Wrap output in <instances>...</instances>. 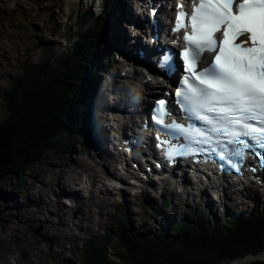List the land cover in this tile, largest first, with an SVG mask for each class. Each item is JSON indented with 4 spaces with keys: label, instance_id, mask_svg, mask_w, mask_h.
I'll return each instance as SVG.
<instances>
[{
    "label": "rangeland",
    "instance_id": "obj_1",
    "mask_svg": "<svg viewBox=\"0 0 264 264\" xmlns=\"http://www.w3.org/2000/svg\"><path fill=\"white\" fill-rule=\"evenodd\" d=\"M135 1L132 0V7H134ZM101 8V0L91 2L89 0H0V98L8 96V88L18 78L24 66L33 64L43 66L54 55L67 54V48L71 45L70 40L81 36L84 31L81 14L89 9L93 16L90 21L92 25L96 13H99ZM12 9H14L13 12H11ZM115 17L116 12L114 19ZM115 26L118 25L110 26V33H114ZM54 31L56 32L55 36L52 34ZM108 58L105 59L106 62ZM119 62L121 59L117 55H113L104 65L115 67ZM86 106L88 107L87 111L92 108L89 104ZM8 115L7 106L0 103V123ZM94 122L93 119L92 124ZM63 140L70 142L67 136ZM88 140L89 137L86 135L80 141L87 142ZM63 156V164L57 163V165V160L53 159L56 161L54 164L45 163L27 169L24 172L21 191H12L15 183L13 181L0 188V255L6 264H14V258H17L19 264H78L81 241L90 236L98 237L105 233L110 225L111 215L118 208H122L128 214L132 228L136 229L141 226L143 234H146L147 230L152 232L158 227L165 228L169 218L183 214L195 205L199 207L192 209L191 212L204 214L206 211L213 219L220 221L226 218L225 213L227 215L238 211H264V195L260 189L256 195L249 198L245 193L235 195L234 202L227 203L224 209L211 205V212L209 208L202 205L204 202L202 198L201 200L191 198L186 193L178 195L179 189L172 186L161 188L152 184L134 188L112 174V166L109 165L111 160L109 159H103L100 163L103 174L108 175L110 180L95 181L92 173L85 170L83 165L92 164L96 155L90 153L86 147L80 146L79 142L77 150L65 151ZM128 168L131 170V165ZM59 170L68 178H71L72 175L81 177L85 188L78 192L82 203L79 209L75 208V203L72 200H60V203L66 208L64 215L56 214L57 211L53 207L55 202L52 195L53 189L58 192V185L61 186L63 180V175L56 174ZM74 170H76L75 173H73ZM36 175H39L41 181L47 185L41 191H38L39 184L35 181ZM93 181L94 183L91 185ZM86 188L91 192H88ZM206 188L208 195L213 199L214 193L209 187ZM5 193L14 194L7 211L4 206L9 203L4 200L10 198L4 196ZM101 195L106 196L109 200L101 202ZM240 199L246 200L247 205L239 204ZM162 200H174L175 203L172 205L177 206V210L175 208L174 211H164L156 207L155 216L141 217V204L147 206L154 201L160 206ZM32 202L35 205H32ZM87 204H89V209ZM12 206L18 207V209L14 211ZM34 213L40 217L38 223L29 221ZM160 213L166 215L167 218L164 215H159ZM81 215L89 216L90 232L86 230L87 223L79 221ZM20 221L22 224L19 223ZM47 222H50V225ZM42 233L54 236V238L45 241L40 237ZM114 250L120 251L118 248ZM55 253L57 256L54 255ZM107 254L110 255V260H116L111 246L107 247ZM252 259L251 256H246L243 262ZM262 259L264 256L257 257V260Z\"/></svg>",
    "mask_w": 264,
    "mask_h": 264
},
{
    "label": "trees",
    "instance_id": "obj_2",
    "mask_svg": "<svg viewBox=\"0 0 264 264\" xmlns=\"http://www.w3.org/2000/svg\"><path fill=\"white\" fill-rule=\"evenodd\" d=\"M101 1L102 11L92 25L91 11L81 14L84 31L71 37L67 54L54 55L43 66H24L8 96L0 98L9 112L0 123V188L13 181L12 191H21L27 169L54 164L53 159L63 163L64 152L75 151L88 131L84 104L92 96L96 64L106 56L101 48L107 16L117 3ZM141 231L122 217L101 239L81 244L78 264H264L263 259L243 262L246 256H264V211H238L222 221L206 211L188 213L165 228ZM108 246L116 260L109 259Z\"/></svg>",
    "mask_w": 264,
    "mask_h": 264
},
{
    "label": "snow or ice",
    "instance_id": "obj_3",
    "mask_svg": "<svg viewBox=\"0 0 264 264\" xmlns=\"http://www.w3.org/2000/svg\"><path fill=\"white\" fill-rule=\"evenodd\" d=\"M179 7L173 31L185 30L179 56L186 75L184 90L176 96L205 127L169 125L189 147L173 148L168 155L190 154L197 151L192 145H207L239 171L230 156L242 158L249 141L264 148V0H193L190 14L182 10L183 3ZM164 108L161 100L160 117H153L158 124L164 122Z\"/></svg>",
    "mask_w": 264,
    "mask_h": 264
},
{
    "label": "bare ground",
    "instance_id": "obj_4",
    "mask_svg": "<svg viewBox=\"0 0 264 264\" xmlns=\"http://www.w3.org/2000/svg\"><path fill=\"white\" fill-rule=\"evenodd\" d=\"M94 1V0H89V2ZM140 1H137V4H139ZM140 4H145L143 2H141ZM116 12V17L114 19V13ZM115 12H112L109 16V20H108V26L106 28V30L104 31L105 34V38H104V43L102 46V55H109L112 52H126V51H130V49L132 48V46L129 44L132 41H130V37L128 32L126 31V29L124 28L123 24H126L125 19L129 18L132 16V8L130 6V2L127 1L123 3V7L117 9ZM118 25L115 26L116 28L113 30L114 33H110V26L111 25ZM120 26V27H119ZM132 40L135 41L134 44V48L138 47L140 45L139 42V38L136 36L135 38L132 37ZM134 56V55H133ZM135 59V60H134ZM132 62L137 63V64H141L142 62L138 60V58H136L135 56L132 58ZM120 65L122 66V64L120 63ZM145 78V77H142ZM154 92H156L154 90ZM96 109H104L103 105H95ZM113 115L115 116L116 122H118V117L119 115L116 113H113ZM102 123V120H98L96 122V125L99 126V124ZM121 127H124V125H120ZM105 143V137L102 134V129L101 127H99V131L93 136L92 141L88 143V146L90 147V149L92 151H96L99 149H102ZM106 152H104L103 154H105ZM99 158H105V156L103 155L102 157ZM90 159L92 160V157H90ZM93 163L90 165H83V167H85V169L89 170L90 172H92L93 177H95V179H102V178H107L102 177V170L99 168L101 166V163H99L100 159L95 158L94 160H92ZM116 163H118V160L116 161ZM115 164V161H114ZM114 166V165H112ZM61 168V167H60ZM76 168H78V166H76ZM62 169V168H61ZM113 170H115V167H113ZM58 176H62L64 173L62 171H57L56 173ZM188 180V177H187ZM35 181L39 184L38 187V191H41V189H44L47 187V185L41 181V178L39 175H36ZM210 190L213 193H218V191H215V187L216 186H212L211 183H208ZM62 186H65V188H63ZM74 188L76 189V191H80L83 189V180L80 177H76V176H72L71 178H63L62 182H61V186L58 185V192H55V190L53 189L52 195L55 197V202H54V208L56 209L57 213H60L61 215H64L66 213V208L62 206V204L60 203V198L61 195H69V198H71L72 200H74L75 202V208L79 209L82 205V203L79 201L78 199V194L77 193H66L65 189L66 188ZM200 191V190H199ZM258 192L257 188H254L250 191H248L246 194V197H250V196H254L256 195V193ZM5 196V195H4ZM7 197H9V200H4L5 202H8V205L4 206L5 211H7L10 208V202L11 199L14 197V194H7ZM191 196H193V194H191ZM203 197L205 199L206 204L208 205L209 208H211L212 210V206H218L217 204L214 203V201L212 199H210V197H208V195H204ZM109 200L107 197L102 196L100 198L101 202L107 201ZM220 202L222 203L221 206H224V204L226 205L229 201L232 200V196L230 195V192L226 191L223 192V196L220 197ZM245 203V204H244ZM247 201L244 199L240 200V204H244L245 206ZM32 205H35L34 202L31 203ZM212 205V206H211ZM14 211H16L18 209V207L12 206L11 207ZM16 214V213H14ZM166 218V216H164ZM40 217L37 215V213L32 214L31 219L29 220L30 222H37L39 221ZM89 216L88 215H81L79 221H85L86 223L89 222ZM20 224H22V222H19ZM48 225H50V222H47ZM54 228V227H51ZM87 230L90 231V227L87 226ZM41 239L45 240V241H50V239L54 238V236H50L49 234H45L42 233L40 234ZM11 251H13L11 249ZM14 252V251H13ZM52 252V251H51ZM55 256H57V254H54ZM0 261L3 262V264H6L5 260H1L0 257ZM14 264H19L17 261V258H14Z\"/></svg>",
    "mask_w": 264,
    "mask_h": 264
},
{
    "label": "clouds",
    "instance_id": "obj_5",
    "mask_svg": "<svg viewBox=\"0 0 264 264\" xmlns=\"http://www.w3.org/2000/svg\"><path fill=\"white\" fill-rule=\"evenodd\" d=\"M14 10V9H13ZM13 10L11 11V12H13ZM105 57H104V60L103 61H101L99 64L97 63L96 65H97V67H96V70H95V72H94V74H93V77H92V79H91V88H92V96H91V99L89 100V103H85L84 104V108L86 109V108H88L87 106H86V104H89V105H91L92 106V108L91 109H89V111H85L86 113H85V125H86V129H88V131H86L84 134H83V136H86V135H88V137H89V140L87 141V142H81L80 140L78 141L79 142V144H80V146H82V147H86L88 150H89V152L90 153H95V155H99L101 152L102 153H104L103 151H102V149H99V150H96V151H92L91 149H90V147L88 146V143L89 142H91L92 141V138H93V136L99 131V127H101V129H102V134H103V136L105 137V142H107V139H108V133H107V129L109 128L111 131H114L115 130V128H119L120 127V125H124V127L126 126V124L125 123H121V121H120V117H118V122H116V119H115V116L113 115V114H110V115H106V112L105 111H103V110H101V109H96L95 108V105H98V103H100L99 101V99L97 98V92H95V90H94V86L96 85V83H94L93 84V81H94V79L96 78V81H97V85H98V82H99V80H100V77H99V72H102V70L103 69H105V66H104V62H105ZM98 61V60H97ZM97 74V75H96ZM104 74V73H103ZM106 79V78H105ZM93 84V85H92ZM116 114H118L119 115V113L117 112ZM95 120V122H94V124H92V120ZM98 120H102V123L101 124H99V126L98 125H96V122L98 121ZM87 122V123H86ZM77 147H78V145H77ZM76 150H77V148H76ZM107 151L108 150H106L105 152V154H101L100 156H95L94 158H98V159H100V160H103V159H107L109 156H107ZM109 152V151H108ZM105 156V158H99V157H102V156ZM120 157H123L124 155L120 152V155H119ZM61 164V163H60ZM63 164V163H62ZM61 168H63L62 166H61ZM82 168V167H81ZM84 169H85V167H84ZM85 170H87V169H85ZM75 171L76 170H74L73 171V173H75ZM92 173V172H91ZM72 176H75V175H72ZM76 177H78V176H76ZM63 178H68V176H66V175H63ZM81 178V177H80ZM82 179V178H81ZM83 180V179H82ZM91 184H92V182H91ZM63 187V186H62ZM83 189H85L84 188V181H83ZM82 189V190H83ZM82 190H80V191H82ZM86 190L88 191V192H91V190L90 189H87L86 188ZM65 191H66V193H77L78 194V192L79 191H76V189H74V188H66L65 189ZM4 195H7V193H5ZM102 196H104V195H101V197ZM67 197V199H68V197H69V195H61V198H66ZM100 197V198H101ZM106 197V196H105ZM2 199H3V197H2ZM71 199V198H70ZM78 199H79V201H80V196H79V194H78ZM74 201V200H73ZM104 202H106V201H104ZM87 206H88V208H89V204H87ZM54 207V206H53ZM188 213H194V212H191V211H188ZM188 213H185V214H188ZM184 214V215H185ZM80 219V218H79ZM82 244V243H81ZM81 244H80V246H81ZM13 253V252H12ZM0 257H1V260H3V257L0 255ZM253 260H257V257H254L253 258ZM0 264H3L2 263V261H0Z\"/></svg>",
    "mask_w": 264,
    "mask_h": 264
}]
</instances>
